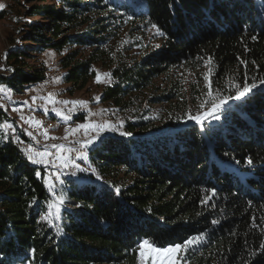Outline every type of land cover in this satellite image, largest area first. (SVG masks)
Masks as SVG:
<instances>
[{"label":"trees","instance_id":"trees-1","mask_svg":"<svg viewBox=\"0 0 264 264\" xmlns=\"http://www.w3.org/2000/svg\"><path fill=\"white\" fill-rule=\"evenodd\" d=\"M2 4L0 20L21 7L23 43L8 50L0 85L18 94L48 83L38 55H57L70 95L98 73L101 81L108 76L100 103L131 135L102 137V147L89 151L83 163L100 181L89 171L90 181L59 185L64 202L56 223L42 219L52 201L36 176L43 171L28 163L21 143L0 136V264H138V241L168 245L200 235L183 262L264 264V0ZM152 25L165 36H147V29L156 32ZM29 59L39 63L30 67ZM245 76L258 87L230 99L219 120L201 129L176 125L190 100L208 101L209 91L230 96ZM145 104H166L168 115L147 117ZM156 119L167 128L155 131Z\"/></svg>","mask_w":264,"mask_h":264},{"label":"snow or ice","instance_id":"snow-or-ice-1","mask_svg":"<svg viewBox=\"0 0 264 264\" xmlns=\"http://www.w3.org/2000/svg\"><path fill=\"white\" fill-rule=\"evenodd\" d=\"M3 7H4L3 5H0V8ZM152 27L156 29L155 35H159L161 37L165 36V33L161 31L156 25H152ZM252 39L255 40L256 37L253 36ZM17 43H19V41H17ZM46 55H51V54L46 53ZM241 63H244L245 65L247 64L246 61H241ZM0 70L3 69L0 68ZM7 71L11 72L12 69H7ZM93 71H95V69H93ZM204 79L207 81L208 75H205ZM95 81L97 83L101 82V76L99 73L96 75ZM259 84L264 85V78H260ZM257 87L258 85L255 82V80L251 84H249L247 82V77L245 76V82L243 84H235V83L232 84V88L234 89V91L230 96L221 97L219 96V94H217L216 97L213 98L212 92L209 91L207 93L209 100L205 103H202L200 106V108L203 109L202 114L195 116L188 114L187 119L194 121L196 125H202L204 121L208 120L209 117L215 120H219L220 118L218 115L219 111L223 108L225 104L229 102L230 99L241 100L248 93L252 92V90ZM0 94H3L5 96L9 95V89L4 85H0ZM49 100L52 104H56V103H63L64 105L72 104V108H69L67 113L58 110L55 107L51 109L52 112L55 113L56 117L61 118L64 122H68L73 119L77 106H81V107L86 106V102L84 101L60 102V101L51 100V97H49ZM3 107L4 105L0 104V108ZM43 111L45 112V114H47L48 107L45 106L43 108ZM21 119H23V117ZM25 122L30 125H35L37 127H39L41 124L39 120H35L33 118H30L28 121ZM12 127L13 125L9 123L0 124V128L4 129L5 131L11 129ZM80 129H84L86 132L90 131L95 134L87 135L82 140H75L71 142L74 145H78V147L75 146L66 147L64 144H60V145L54 144L52 145V147L56 149V152L50 153L49 151H47L46 147L44 151H38V150H34L30 146H25L21 148V152L24 155V157L27 159V161H29L31 164L42 165L45 169L49 167L55 169V171H52L51 176L54 177L55 180L58 181L60 184L64 183V181L61 179V175L69 174L64 171L66 167L75 169V171L71 173V175L73 176H75L77 172L85 173L91 171V175L95 176V179L97 181H100L102 177L96 172L95 169L91 168V165H89L87 168H84L81 167L80 164L76 163L75 161L80 160V161H84L85 163L88 162L89 151L90 150L94 151L96 148H100L104 144L105 141L101 135L103 132L105 131L118 132L121 137H128L131 135V133L123 130L122 123L119 126H110L108 123H103V124L84 123L77 125L76 128L72 129L71 134L75 135V133L78 132ZM65 133H69L68 128H65ZM26 135H28L32 140L37 139L30 131L26 130ZM44 135L45 138H48L46 132L44 133ZM4 138L7 139L8 137L5 136ZM52 139H56V138L52 137ZM64 139L67 140L68 135H65ZM13 140L16 143H22L18 137H13ZM98 141L99 143H97ZM68 153H75L74 159L70 158L67 155ZM51 155H56L57 159L60 161V164H56L53 161L49 160L48 157ZM247 163L251 165L253 162L252 160L249 159ZM36 176L44 180V183L49 189V191H51L55 187V185L49 183L47 178L41 177L40 171L36 172ZM116 193L117 195H119L118 188L116 189ZM215 194H216L215 190L214 189L211 190V195L205 197L202 203L207 204L208 201L211 199V197L215 196ZM63 202H64V198L63 195H61L57 203L62 204ZM47 207L49 211L42 217V219L51 222L53 217V213L51 209L54 207V205L51 201H49ZM55 219H59V207H56ZM218 222L219 221L217 220H213L212 224L215 225ZM253 227H255V224H253ZM59 234L60 231L57 232V235ZM203 239H204L203 235L192 236L179 242L169 243L168 245H160L157 244L155 241H149L148 239L138 241L137 242V250L139 252L138 264H182L183 260L185 259L183 253H186L193 245L198 244ZM260 251L264 252V243H261Z\"/></svg>","mask_w":264,"mask_h":264},{"label":"rangeland","instance_id":"rangeland-1","mask_svg":"<svg viewBox=\"0 0 264 264\" xmlns=\"http://www.w3.org/2000/svg\"><path fill=\"white\" fill-rule=\"evenodd\" d=\"M8 1L9 0H7L6 2H8ZM6 2H2V3H6ZM2 3L0 2V5H3ZM23 3L24 2L22 1V4ZM3 6L4 7L0 8V10L4 9L6 7V5H3ZM10 9H12V8H10ZM11 11H12L11 12L12 14H10L6 18L0 20V68L3 67V71L6 70L4 68V62H5V58H6V54H7L8 50H10L12 47H14L16 45H22V43H23V42L20 41V39H21L20 35L21 34L19 33V30L21 29V25H20L21 7L16 6ZM154 34H155L154 31H152L150 29H147V36L151 37L150 35H154ZM17 41H19V43H17ZM24 45H29V47H32V44L27 43V42H24ZM44 55L48 59H50L52 57H54V58L56 57L58 62H59V57L57 55H53V54L46 55V52H44ZM39 60L42 61L44 63V65H45L44 58L39 56ZM27 62L29 63L30 67L36 66L39 63L38 61H37L38 63L35 62L33 59L32 60L29 59V60H27ZM60 74H61V72L58 71L57 72V76H55L56 74L53 76L54 79H53L52 82H50L52 77L48 78L46 76V78L48 80V83H46L44 85L42 84L43 86H45L46 88H48L50 90L51 100L57 98L59 95H64L65 98L67 100H69V101H84V102H86V106L85 107L87 109H89V110L91 109V112L87 115L88 117H85V118L89 119V116H93V117H96L97 119L98 118L101 119V124L108 123L110 126H119L121 123H122V125L124 124L122 118H120L118 116L110 115V113L107 111V107L105 106V104L100 103V100H99L100 91H101L100 90V85L102 87L104 86V83H105L104 79L106 77H108V76L104 77L103 80L100 83H97L96 81H92L81 92H76V93L70 95V93H68V91H67L68 85L62 83V78H61ZM24 90H27V88L24 89ZM36 92H37V89L35 90L34 87H32L31 90H28V94L31 93L30 94V98H32V96H34L36 94ZM0 95H3V94H0ZM206 101H204V98L203 99H198V100H196V99L190 100V102H189V104L187 106V114L185 115L184 113H182L180 116H178V122L176 123V125L181 127L182 124H185L187 122H194V121L188 120L187 119V115L189 113L191 115H193V116L202 114L203 109H201L200 106H201L202 103H205ZM230 102L231 101H229L227 104H225L223 106V108H225L228 105H230L229 104ZM198 104H200V105L198 106ZM145 105H144L145 106L144 110H147V117L151 118V117L155 116L157 113L158 114H162L163 112H165L163 114V116L168 115V114H166V111L168 110V106L166 104H163V105L155 104V105H152V106H150L148 104H145ZM209 107H210V105H209ZM194 111H197V112L195 114H193ZM82 119H83V117H82ZM208 120L209 121H214L215 119H212L211 117H209ZM75 122H76V120L74 121V123ZM10 123L15 125V122L12 121V120L10 121ZM42 123H43V121L41 122V124ZM153 123H155L154 124V128H155L154 130L155 131H162V130L167 128V126H165V124H163L164 121L163 122H158L157 119H156V121H154ZM80 124H82V122L81 123L76 122V124L73 127H76L77 125H80ZM199 128L201 129V125H199ZM71 130L72 129L70 128L69 129L70 133H71ZM151 132H153V131H151ZM151 132H148L146 134H150ZM92 134H95V133L90 132V131L86 132L84 129H80L79 130V136L80 137H85L87 135H92ZM117 134H118V136H117ZM101 135H102V137H105V135H106V136H117L119 138V133L118 132L116 133V132L105 131ZM60 136H61V138H60ZM64 136H65V129L63 128V130L61 131V133L59 135V143H58V145H60V141H61V139H64ZM69 142H70V140H68V142H66V145H69L70 144ZM20 150H21V148H20ZM80 162L82 163V167L84 166V168H86V166L84 165L83 161H80ZM28 163L30 164L29 161H28ZM33 167H36V168L41 169L43 171V169L41 167H39L38 165H34ZM89 173L90 172H85V174L88 176V178H91ZM45 177H46V175H45ZM49 178H51V177H49ZM78 182H80V181H78ZM49 183H51L50 179H49ZM51 184H53V183H51ZM53 185H55V187L50 191V194L52 196V201L51 202L54 205V207L51 209V211L53 213V217H52L51 221L53 223H56L59 220V219H55L56 207H59V213H60V211H61V209L63 207V203L62 204H58L57 203L61 195L59 193V190L58 191H55V190L57 188H59V185H62V184H53ZM48 211H49V209H48ZM138 254H139V252H138ZM182 264H187V263L186 262H182Z\"/></svg>","mask_w":264,"mask_h":264},{"label":"bare ground","instance_id":"bare-ground-1","mask_svg":"<svg viewBox=\"0 0 264 264\" xmlns=\"http://www.w3.org/2000/svg\"><path fill=\"white\" fill-rule=\"evenodd\" d=\"M7 0H2V2H6ZM40 57L44 58L45 61V75L49 78L52 77L56 74L57 72V65H58V60L54 57L48 59L43 52L39 54ZM107 81V79H105ZM44 85V84H43ZM42 84L34 86V89H37V92L32 98H30V94H28V90H31V88H27V90H22L21 93L18 94H12L9 93V95H0V104H3L4 107L0 108V124H5V123H10V121H14L15 125L11 129H8L5 131L4 129L0 128V136H7L11 140H13L14 134L22 132L25 134V139H27V144H38L40 139H47V141H50L53 143V145H58L59 143V135L61 131L63 130L64 127H66V122H63L60 118L56 117L55 113L52 112V108L55 107L58 110L64 111L67 113L69 108H72V104L64 105L63 103H56L52 104L49 100L50 97V90L43 86ZM37 96H40V104L37 106ZM55 101H69L65 98L64 95H59L57 98L52 99ZM35 101V102H33ZM45 106H48V112L45 114L43 111V108ZM15 109V111H14ZM91 112V109H87L85 106H77L75 114L73 116V119L71 121H68V125H75L77 117H83V120L85 117H88L87 115ZM23 117V119H21ZM30 118H33L35 120L43 121L42 124L38 127V130H33V126L29 125L25 121H28ZM9 119V120H8ZM89 120L92 123H97L101 124V119H97L96 117L89 116ZM19 122V123H18ZM26 130L30 131L33 133V135L37 138L36 140H32L28 135H26ZM47 133V137L45 138L44 133ZM82 132V131H81ZM52 137H55L56 139H52ZM80 137V136H79ZM105 137H107L105 135ZM61 138V136H60ZM78 140V139H70V144L66 145L67 147H78V145H74L73 141ZM13 142V141H12ZM61 144V141H60ZM45 147L47 148V151L50 153H55L56 149L53 148L52 146H42L41 151L45 150ZM70 158L74 159L75 153H68L67 154ZM51 157H55V162L56 164H59L60 161L57 159L56 155H51L49 156V160L52 161ZM78 164L82 167V163L80 160H77ZM75 161V162H77ZM31 164V163H30ZM34 166L33 164H31ZM43 169L44 175H48L50 172V167L49 168H44L42 165H38ZM84 167V166H83ZM52 171H55V169H52ZM66 172V168L64 169ZM75 171L73 168H68V175H61V179L65 181L66 179H74L76 181H90L88 176L85 173H76L75 176L71 175V173ZM51 173H49V178L51 183L53 184H60L58 181L55 180L54 177L51 176ZM88 174V173H87ZM96 182V181H94Z\"/></svg>","mask_w":264,"mask_h":264},{"label":"built area","instance_id":"built-area-1","mask_svg":"<svg viewBox=\"0 0 264 264\" xmlns=\"http://www.w3.org/2000/svg\"><path fill=\"white\" fill-rule=\"evenodd\" d=\"M0 2L2 3V0H0ZM38 104H40V96H37V106H38ZM60 110H61V107H60ZM84 123H92V122L88 118H85L84 120H82V124H84ZM95 124H97V123H95ZM31 126H33V130H38L37 126H35V125H31ZM65 128L74 129L76 127H73V125H68L67 122H66V127H64V129ZM65 135H68V139L67 140L61 139V143L64 144V145H66V142H68V140H70V139L82 140L84 138V137H79V131L76 132L75 135H72L70 132L69 133H65ZM92 135H94V134H92ZM14 137H18L19 138V133L14 134ZM13 142H14V140H13ZM21 142L22 143H21V146L19 148H22V147H25V146H30L34 150H38V151H41L42 146H52L53 145V143H51L50 141H47V139H40L38 144H27V139H25L24 141H21ZM14 143H16V142H14ZM52 150H53V147H52ZM51 159H52L53 162H55V157H51ZM76 163H78V161ZM50 172H52V168H50ZM66 172L68 173V167H66ZM49 173H48L47 177H45V178L48 179V181H49ZM77 173H80V172H77Z\"/></svg>","mask_w":264,"mask_h":264}]
</instances>
